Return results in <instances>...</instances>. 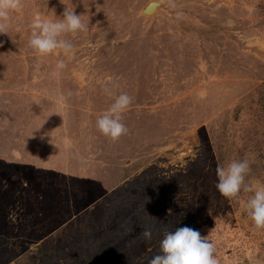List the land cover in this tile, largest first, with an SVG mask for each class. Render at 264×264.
<instances>
[{"label":"rangeland","instance_id":"obj_1","mask_svg":"<svg viewBox=\"0 0 264 264\" xmlns=\"http://www.w3.org/2000/svg\"><path fill=\"white\" fill-rule=\"evenodd\" d=\"M22 4L0 34V264H147L183 226L218 264H264L253 193L216 188L217 166L245 158L264 185V0ZM66 8L88 30L61 37L68 56L38 55L29 25ZM120 93L113 142L96 121Z\"/></svg>","mask_w":264,"mask_h":264},{"label":"clouds","instance_id":"obj_2","mask_svg":"<svg viewBox=\"0 0 264 264\" xmlns=\"http://www.w3.org/2000/svg\"><path fill=\"white\" fill-rule=\"evenodd\" d=\"M22 0H0V34H7L11 16L10 14L22 8ZM31 38L29 46L40 56L55 53L61 50L65 56L73 51V44L61 37L65 34H76L87 31L88 25L82 22L81 15L74 10L65 9L63 18L42 19L34 18L29 25ZM66 67L63 60L57 63V69ZM104 91L113 96L109 88ZM133 103V97L127 93H120L113 97V102L102 116L97 118V130L115 142L127 134L128 129L123 120V114ZM251 172V163L245 158L232 160L226 166H217L218 182L216 188L226 199L237 198L240 193L251 192L253 195L245 203V210L250 216L256 229H264V185L253 188L246 183V177ZM151 198L147 197V203ZM169 213L171 209L168 210ZM144 241H151L153 231L145 228L141 232ZM215 245L200 232L188 226L168 230L160 241V252L147 260V264H218L215 258Z\"/></svg>","mask_w":264,"mask_h":264},{"label":"water","instance_id":"obj_3","mask_svg":"<svg viewBox=\"0 0 264 264\" xmlns=\"http://www.w3.org/2000/svg\"><path fill=\"white\" fill-rule=\"evenodd\" d=\"M152 8H153V5L151 4L150 7L147 8V12H150Z\"/></svg>","mask_w":264,"mask_h":264}]
</instances>
